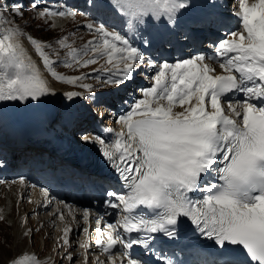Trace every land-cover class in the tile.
<instances>
[{"label":"snow or ice","instance_id":"1","mask_svg":"<svg viewBox=\"0 0 264 264\" xmlns=\"http://www.w3.org/2000/svg\"><path fill=\"white\" fill-rule=\"evenodd\" d=\"M17 3L19 0H12L11 7L0 8L8 7L13 16H23L24 7H37L32 0L19 7ZM88 3L101 22L87 23L94 37L78 49L66 39L58 40L61 48L70 49L63 60L50 58L45 49L51 45L30 35L26 39L44 70L71 85L85 77L61 75L55 71L57 64L83 68L103 61L92 71L106 73L96 78L104 87L117 90L135 78L142 64L151 69L149 86L140 87V96H133L131 103L124 101L127 107L115 118L121 130L111 142L100 135L80 136L85 145H98L123 182L121 191L105 190L108 199L104 205L118 209L119 218L103 226V216L96 220L97 234L102 230L104 237L96 240V246L104 253L117 244L125 249L139 246L149 257L141 260L125 252L127 264H178L156 246L157 237L175 241L190 224L193 236L211 243L194 246L189 250L190 259L179 264H264V0H238L239 8L233 10L235 28L227 29L213 45V56L198 53L172 62L145 58L144 52L153 46L147 26L161 24L175 34L191 0ZM40 15L73 13L44 7ZM108 17L120 21V31L108 26ZM203 22L187 21L182 37L192 39ZM4 25L7 27L0 33V102H44L54 94L52 89L26 56L20 30L0 15V27ZM128 33L139 34L143 51L134 46ZM214 63L219 65V73ZM235 93H241L243 99L234 98ZM65 96L72 100L79 93ZM105 131L114 132L112 128ZM82 215L87 222L90 210L85 208ZM70 231L64 229L65 237ZM133 233L135 237L130 238ZM64 244H68L66 238ZM10 264H36V257L20 255ZM108 264H115L111 256Z\"/></svg>","mask_w":264,"mask_h":264},{"label":"rangeland","instance_id":"2","mask_svg":"<svg viewBox=\"0 0 264 264\" xmlns=\"http://www.w3.org/2000/svg\"><path fill=\"white\" fill-rule=\"evenodd\" d=\"M11 2L12 0H9V1L0 0V5H8L9 7H11ZM27 3H28V0H19V3H17L16 6L19 7L22 4L26 5ZM32 3L36 4L37 7H31V6L24 7L23 16H19V15L13 16V14L9 11L8 7L0 8V15H3L4 17H6L7 21H11L12 25H14L12 27L20 28L21 30L24 29L30 32L31 35H33L32 36L33 38L43 39L45 40L43 41L45 44L51 45V47L45 49V51L49 54L51 59L57 60L59 58L63 60L64 58H66V55L68 51L70 50L69 48H61L57 44L58 40L66 39L67 43L72 48L78 49L81 46H83L86 42L93 39L94 34L92 33L91 35L88 34L82 26L83 22L89 23L91 21L90 16L94 15V11L90 9V4L88 3V0H78V1H75V0H32ZM60 5L65 6L61 10L65 12H71L73 13V15H65L63 17H60L58 15H55V16L50 15L47 17H42L40 15V12L43 10L44 7H48L49 9L54 11L58 9ZM69 7L71 9H68ZM23 33L27 36L29 35V33H26L25 31H23ZM20 35L26 39V37L22 33H20ZM31 49H32V46H31ZM37 59L38 61H40L39 57H37ZM100 62L103 63V61H100ZM92 67H95V65H91V66L83 67V68L65 67L63 66V64H57L55 66L56 69H60L63 72H69L67 73V74H70L68 76H84L86 75L85 73H83V75L81 73L75 74L72 71H81L82 69L84 71ZM91 81L92 83L90 84L93 87L101 83L93 79ZM59 85L64 91L66 90L71 91V89L69 88L71 84L67 85L66 83L60 82ZM73 87L78 88L80 90L84 89L83 87L78 86V85H73ZM9 198H13V196L9 195ZM0 200H2L1 196H0ZM23 203L24 201L20 203L21 207L24 206ZM24 207H25V211L28 212L30 207L29 206L27 207V205H25ZM12 209L10 208L11 211L8 213L9 215L5 214L4 216L0 217V264H8V261L12 258L14 254L17 253V251H21L31 245V243L28 242L26 238H24L22 247L19 249H15V250L13 249L14 247L13 240L16 237H19L23 229L20 223L16 220L15 210L14 209L12 210ZM13 214L15 215L12 216ZM32 219H33L32 216L27 217V225L31 226L30 223ZM54 222L56 221L54 220ZM14 225H15V228H14ZM15 230L17 231L16 232L17 235L15 234ZM38 238H41V237L39 236ZM57 264H59L58 261H57Z\"/></svg>","mask_w":264,"mask_h":264},{"label":"bare ground","instance_id":"3","mask_svg":"<svg viewBox=\"0 0 264 264\" xmlns=\"http://www.w3.org/2000/svg\"><path fill=\"white\" fill-rule=\"evenodd\" d=\"M7 26L4 25L3 27H0V33H2L4 31V28H6ZM19 40L20 43L23 45V48L25 50L26 56L30 57L31 60L37 65V67L40 69L41 73L43 74V76L45 77V79L48 82L49 87L52 89L53 91V95L44 98V102L41 103H37V102H32V101H26V102H0V109L1 110H5L7 113L12 114L11 116L13 118H26L29 119L32 117V115L35 112H38L40 107H43V105L45 106V108L48 110V114L50 115H54L55 110L58 108L60 109V112H63L64 107L66 105L70 106V105H74L77 102V99L80 98V91H75V90H62L61 86L59 85V82L57 80H54L43 68V65L40 61H38L37 56L35 55V51L33 50V48L31 49V45L28 43V41L23 38L21 35L19 36ZM92 83V81L90 82ZM97 85H95L94 87H96ZM67 92H77L79 93V96L74 97L72 100L67 99V97L65 96V93ZM60 102V103H59ZM59 103V104H58ZM103 113V112H101ZM56 116H58V114H56ZM55 116V117H56ZM61 116V114H60ZM55 123L60 125V123L58 122V120H56L55 118ZM0 122H3V119H0ZM118 125V124H117ZM119 126V129L121 130V126ZM119 130V131H120ZM7 196L9 197V195L14 196V188H9L6 192ZM2 198V197H1ZM24 203L23 205H27V207L29 206L30 209L25 212L30 213V212H34L35 211V206H34V200L33 198H24L23 199ZM30 201V202H29ZM36 202V201H35ZM28 203V204H26ZM49 204H51V202H49ZM21 207L22 209H25V207ZM20 208V209H21ZM8 209H10L8 207ZM3 211V210H2ZM3 213V212H2ZM1 213V215H2ZM33 219L31 220V227H32V223H33ZM56 222H54V225L56 227V230H49V232L47 233V238H52L53 235H60V233L57 231L58 230V226H60L62 235L64 234V229L67 228V221H64L62 219H55ZM26 226L30 227L29 225H27V223L25 224ZM79 225H77L78 227ZM80 240L82 241L83 239L80 238ZM63 242H61L62 244H64V239L62 240ZM64 254H66V252H64ZM87 254H92V252L88 251ZM74 256H77V253H74ZM67 259V258H66ZM58 263H60L59 260H57Z\"/></svg>","mask_w":264,"mask_h":264}]
</instances>
